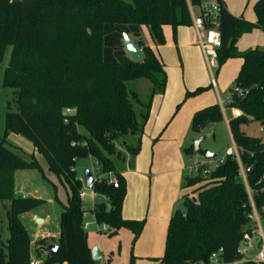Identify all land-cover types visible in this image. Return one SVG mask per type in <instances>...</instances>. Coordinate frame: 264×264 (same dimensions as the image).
I'll return each mask as SVG.
<instances>
[{"label":"trees","instance_id":"16d2710c","mask_svg":"<svg viewBox=\"0 0 264 264\" xmlns=\"http://www.w3.org/2000/svg\"><path fill=\"white\" fill-rule=\"evenodd\" d=\"M202 0H191L196 6ZM221 8L220 67L230 58L244 62L231 88L230 107L244 114L230 120L233 138L241 148V161L247 182L240 174V163L227 156L198 189L197 199L186 193L183 209L171 217L165 253L159 264H188L208 260L224 248L227 259L236 257L244 232L252 226L250 191L258 210L264 215V139L241 130V124L253 120L264 123V48L240 51L237 41L254 28L264 31V0L255 3L256 21L232 14L224 0ZM175 32L181 25L193 24L189 0H0V64L11 49L3 84L14 90L16 109L6 114V130L0 138V201H11L8 209L10 237L0 247V264H28L31 237L21 215L45 202L42 198L15 194V172L41 166L35 152L24 157L10 142L11 134L30 140L38 153L47 159L49 170L66 188L67 202L60 216L61 249L50 252L45 264H96L84 228L85 213L80 191L83 187L77 173L81 158L94 157L102 176L94 181L99 195L92 212L99 224L110 226V235L121 228L140 236L145 220L127 219L123 204L127 180L110 154L116 152V141L124 135L141 136L150 115L153 97L164 93L166 69L154 49L143 38L142 27H149L152 37L165 43L163 25ZM133 36L144 49L145 58L131 59L124 47V34ZM146 78L152 83L146 100L141 99L130 82ZM246 92L239 95L235 87ZM207 86L188 91L197 95ZM66 108H75L68 114ZM223 120L216 103L198 110L192 130L200 132L209 123ZM79 126L87 130L80 131ZM140 145L128 146L131 156ZM194 153V146L187 149ZM113 172L118 186L103 175ZM204 178L185 176V187H193ZM57 188L58 183L51 181ZM58 199V196L56 195ZM49 238H40L37 255L49 247ZM135 264V257L132 259ZM246 264H252L251 262Z\"/></svg>","mask_w":264,"mask_h":264},{"label":"crops","instance_id":"0c3cea01","mask_svg":"<svg viewBox=\"0 0 264 264\" xmlns=\"http://www.w3.org/2000/svg\"><path fill=\"white\" fill-rule=\"evenodd\" d=\"M224 1L232 14L253 22L257 20L254 8L257 0ZM142 32L143 36L145 32L148 33L146 39L143 38L154 49L166 69L167 85L164 93L153 97L149 119L142 135H135V139L139 140L137 142L140 145L139 152L131 156L128 151L125 165L120 168L116 165V167L127 180L123 216L127 219L145 220L144 228L134 243L135 264H159L158 259L165 253L171 217L183 201V196L191 188L185 187V172L188 165L183 157V151L187 155L191 154L186 150L190 147L186 145V141L194 132L192 130L194 114L202 108L218 103L223 112V120L220 122H225L232 135L230 120L235 118L233 107H230L231 113L227 115L224 106V101L228 98L227 103L231 102L232 93L230 91L225 98L223 92L229 82L238 76L244 60L241 57L228 59L223 65L226 66L227 62H231L235 67L234 74L231 80L220 82L214 70L209 67L206 54L200 44L199 31L194 24L181 25L176 32L172 25H163L166 39L163 44L154 40L148 26L143 25ZM262 37L264 38V31L254 28L239 38L237 47L240 51L261 47ZM221 70L222 66L218 74ZM226 72L227 70L223 74ZM200 86H207L208 89L187 97L188 91H194ZM209 131V135L214 134L212 130ZM232 139L235 143L233 135ZM124 143L125 146L128 145L126 141ZM135 145L133 147H136ZM33 152L38 153L37 150ZM93 174L95 177L94 172ZM16 190L15 185V192ZM90 194L93 202L89 209L85 207L87 209L85 221L90 223L89 228L95 224L105 240L97 243L103 257L96 260V264H117L115 260L118 257L115 254L114 257L111 253L117 245L120 248L126 245V252H128V246L134 239V233L128 228H121L116 234L110 235L111 228L110 230L103 229L92 212L99 195L94 190ZM89 215L93 217L92 220H88ZM44 219V223H47L49 216ZM44 233L53 234L57 238L60 236V230L44 229ZM88 242L91 249L95 247L89 239V233ZM121 253H117L119 257L122 256ZM128 262L129 257L125 253V262L120 261V264H128Z\"/></svg>","mask_w":264,"mask_h":264},{"label":"rangeland","instance_id":"374dc122","mask_svg":"<svg viewBox=\"0 0 264 264\" xmlns=\"http://www.w3.org/2000/svg\"><path fill=\"white\" fill-rule=\"evenodd\" d=\"M196 12H198V9H195ZM148 35V33L145 32L144 38ZM132 39H135L133 36H131ZM146 39V38H145ZM260 46L264 48V38L262 37L260 39ZM11 49L7 51L6 57L3 60V62L0 64V138L4 137L5 130H6V114L9 110V104L11 103V109L15 110V104H14V90L12 88L6 87L3 84L4 79V72L6 65L8 63ZM228 64L226 66L222 65V70L220 74H218L217 69H213L215 75L218 76L219 81L221 80L228 81L231 80V77L234 74L235 67L231 62H227ZM227 70L226 74H223L224 71ZM235 80L230 81L229 85H227V88L223 92V97H227L230 94L231 88L235 85ZM133 89L137 90L140 94L141 99L146 100L150 94L152 83L149 79L141 78L130 82ZM229 99V98H228ZM227 99V100H228ZM224 101V106L226 107V113L229 115L231 113V108L228 101ZM74 111L76 112V109L74 108ZM231 127V126H230ZM241 130L243 132H246L252 136L260 137L264 139V123L258 120H253L252 117L249 118V121L244 122L241 124ZM79 129L83 133H88L86 128L83 126H79ZM209 130H212L214 134L209 135ZM232 132V131H231ZM200 135L198 136V134ZM233 135V134H232ZM232 135L229 131V128L225 124V122H212L209 123L206 127H204L200 132H193L191 134V137L189 136L186 145L188 146H194L195 141L202 137L207 136L205 140L202 142V148L208 151L216 152L217 157H222L226 154V150L229 146H233L234 142L232 139ZM197 136L195 139H192L193 137ZM10 142L12 144L18 145L19 149L17 151L19 154H21L24 157H28L30 153H32L34 150H36L30 140H28L25 136L19 135V134H11ZM127 142L128 145L125 146L124 142ZM139 140L135 139V135H124V137H121L116 141V152L113 154H110V157L114 160L116 165L120 168V166L125 165L126 158L128 156V146H138L137 142ZM33 147V148H32ZM37 157V160L41 166L40 169L38 168H26V169H18L16 171V196H22V197H37L42 198L45 200V202L27 212H24L21 215V218L26 225L28 232L31 237V243H35L38 239L42 238V234L44 233V229H48L50 231H58L60 230V216L63 210V204L67 202V192L66 188L62 186L56 179V177L51 173L49 170L47 159L44 155L40 153L35 154ZM192 153L190 155H187L185 151H183V157L187 165L192 164L195 160L191 157ZM199 157L202 159H206L205 156L199 154ZM99 165L97 163V160L90 156L87 158H81L78 160L77 168H78V175L80 178H83L85 180V173L88 169L93 170L95 173V179L97 177L102 176L101 171L99 170ZM76 168V170H77ZM188 174V170L185 172V176ZM105 177H108L106 174L103 175ZM116 176V175H115ZM51 181H55L58 183L57 188L54 187L53 183ZM209 181L203 180V182H200L199 184L191 187L188 189L187 194L189 197L197 199L198 193H199V187ZM92 189H87V196L83 200L84 207L90 208L93 200L90 197ZM56 195L58 196V199L56 198ZM8 205V208L6 209L5 206ZM11 207V201H6L5 203L0 202V247H3L5 243H7L8 238L10 237V230H9V217H8V209ZM184 208L183 201L179 204V207L177 209ZM176 209V210H177ZM39 216L41 218H47L49 216V220L47 223L38 224L35 217ZM93 217L89 215L88 220H92ZM97 227L94 225H91L90 228H88L89 233V239L90 241L95 244L94 246H98L97 243H102L104 238H102V235L100 231L96 229ZM110 230V226L108 225V228ZM51 241L54 242L58 238L50 234V237H48ZM113 239V237H111ZM118 242V241H117ZM119 243V242H118ZM134 240L130 242L128 246V252H126V245L122 248L117 245L115 250H113V253H111L113 256H117L118 258L115 260L117 264H120L121 262H125V253L128 254L129 262L128 264H132V259L135 257V254L133 253L134 249ZM122 252L119 257L117 253ZM111 255V256H112ZM114 256V257H115ZM136 261V257H135Z\"/></svg>","mask_w":264,"mask_h":264},{"label":"built area","instance_id":"2783aa9c","mask_svg":"<svg viewBox=\"0 0 264 264\" xmlns=\"http://www.w3.org/2000/svg\"><path fill=\"white\" fill-rule=\"evenodd\" d=\"M191 13L193 16V24L198 29L200 35V44L206 54L209 67L211 69H217L219 67L218 60V48L221 45V8L222 3L220 0H202L198 5L194 6L189 0ZM198 9V12L195 11ZM235 91L239 95H244L243 89L240 87H235ZM234 117H240L244 114L243 110L239 107H233ZM66 113H74L73 108H66ZM241 148L238 147L236 142L233 146H229L226 150V154L222 157L207 158L202 159L199 157L198 153L195 151L192 153L191 157L195 160L192 164L186 167L188 170L187 175L196 176L200 175L205 180L208 179L212 171H214L219 165L224 163L227 156H234L240 163V174L247 182V172L250 167H245L241 161ZM111 183L118 186L119 180L113 172L106 174ZM83 182V187L80 191V196L82 200L87 196L86 179L80 178ZM93 190V189H92ZM250 197L252 203V211L249 214V218L252 221V226L247 229L237 248L236 257L232 259H227L224 255V248L214 251L208 260H200L196 262H190L188 264H246L251 262L252 264H264V215L256 207L251 190ZM90 223L84 221V228L88 229ZM103 229L108 228V224H101ZM42 238L50 237L49 234L43 233ZM39 245L37 242L31 243V257L28 264H45L46 258L50 255L52 251L50 248L42 249V255H37V248ZM63 264H70L67 260Z\"/></svg>","mask_w":264,"mask_h":264},{"label":"water","instance_id":"95a60500","mask_svg":"<svg viewBox=\"0 0 264 264\" xmlns=\"http://www.w3.org/2000/svg\"><path fill=\"white\" fill-rule=\"evenodd\" d=\"M24 1V0H20ZM124 47L128 53V55L131 57V59L135 61H141L145 58L146 54L144 52V49L138 44V42L131 38V36L127 33L124 34L123 38ZM207 136H202L198 138L195 141L194 149L197 153L207 157V158H215L217 157L216 152L208 151L202 148V142L206 139ZM85 179H86V185L89 189H93L95 177L91 170H87L85 173ZM6 209L8 206H5ZM37 223L43 224L45 222L44 218H41L39 216L35 217ZM47 246L53 251L58 252L61 249V245L58 241L54 242H48ZM92 256L94 260H99L103 257V253L99 249V247L95 246L92 248Z\"/></svg>","mask_w":264,"mask_h":264}]
</instances>
